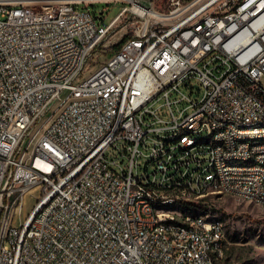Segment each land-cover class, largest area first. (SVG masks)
I'll list each match as a JSON object with an SVG mask.
<instances>
[{
  "label": "built area",
  "instance_id": "built-area-1",
  "mask_svg": "<svg viewBox=\"0 0 264 264\" xmlns=\"http://www.w3.org/2000/svg\"><path fill=\"white\" fill-rule=\"evenodd\" d=\"M110 1L0 0V264H185V247L196 249V264H236L219 261L227 245L219 225L191 218L175 232L183 247L171 249L148 232L171 229L162 227L170 211L142 203L133 212L132 198H179L157 197V189L219 183L264 200V169L218 166L219 157L264 161V146L247 148L254 133L220 127L222 118L264 117V0H167L162 10L136 1L105 26L88 8ZM127 21L133 34L81 80ZM120 71L135 81L125 84ZM181 126H191L181 143L152 139L154 130ZM199 130L231 147L187 149ZM144 150L152 160L140 174ZM209 163L215 177L184 175L185 166ZM72 172H80L76 183ZM159 174L165 186L156 185Z\"/></svg>",
  "mask_w": 264,
  "mask_h": 264
},
{
  "label": "bare ground",
  "instance_id": "bare-ground-1",
  "mask_svg": "<svg viewBox=\"0 0 264 264\" xmlns=\"http://www.w3.org/2000/svg\"><path fill=\"white\" fill-rule=\"evenodd\" d=\"M232 1V0H231ZM136 4V1L133 2ZM136 8V6H135ZM120 80H125V84H132L135 81V73L130 71H120ZM199 126H206V119H199ZM220 127H229L235 130L236 134H246L247 148H259L264 146V117L261 119H248L239 122L236 118L220 119ZM261 131V132H255ZM163 133V134H162ZM191 134V126H181L177 130L157 129L154 130V138L162 139L168 145H176L181 143L186 136ZM213 144L218 148L231 147V140L223 136H218L217 133H212L208 130H199L195 135L187 140V149H194L198 146ZM157 156L166 158L167 145H160L157 148ZM219 167L234 168V169H264V161L256 160V157H237L226 158L219 157ZM200 173L203 178H212L216 176V163H209L206 169H201V165H191L184 167V175H193ZM80 180V172H72L69 176V183H76ZM167 183V175L158 181L156 185L165 186ZM225 194L251 203L264 205V200H258L255 196H250L246 193H237V196L231 190H226V185L219 183L207 184L202 187L190 188L188 184L177 183L175 190L157 189V197H179L164 200L154 201V196H141L132 198L133 212L142 211V203H149L150 209H155V212H169V217L162 220V227L171 228L166 230H157V225H148V232L154 234L156 240H164L169 244L171 249H179L183 247V238L176 237L175 232H183L184 224H191V218L204 219L206 226H220V231L226 237V229L222 221L215 217H211L205 210L206 198L211 195ZM181 198V199H180ZM185 204H196L195 209L182 211ZM195 211V212H192ZM181 216V221L180 220ZM227 240V238H226ZM210 256L218 257V247H210ZM219 261H227L226 250L219 253ZM184 263L196 264V249L193 247L184 248Z\"/></svg>",
  "mask_w": 264,
  "mask_h": 264
},
{
  "label": "rangeland",
  "instance_id": "rangeland-1",
  "mask_svg": "<svg viewBox=\"0 0 264 264\" xmlns=\"http://www.w3.org/2000/svg\"><path fill=\"white\" fill-rule=\"evenodd\" d=\"M135 1L153 3L159 10H162L167 2V0H113L110 3L93 4L88 9L97 18L99 24L108 26L123 7H130L131 2ZM79 9H83V6H80ZM133 29L134 24L127 21L112 36L107 38L102 51L98 50L94 54L80 79L87 78L99 66L107 63L113 53L119 50L122 40L128 39L133 34ZM147 145L150 147L151 141ZM151 160L150 151L144 150V155L139 157L140 174L145 172V168L151 163ZM150 172H153L152 168H150ZM163 176L164 174H159L156 180L160 181ZM40 194V191H37L28 197L24 215L31 212L40 198ZM205 200L206 204L210 205L206 206L205 204L207 213L222 221L225 226L227 261L236 264H264V205L225 194L211 195ZM193 208L195 209L191 204H185L181 209L187 211L193 210Z\"/></svg>",
  "mask_w": 264,
  "mask_h": 264
},
{
  "label": "trees",
  "instance_id": "trees-1",
  "mask_svg": "<svg viewBox=\"0 0 264 264\" xmlns=\"http://www.w3.org/2000/svg\"><path fill=\"white\" fill-rule=\"evenodd\" d=\"M127 41V39L122 40V42L120 43L119 49L122 47V45ZM192 206H198L196 204H191Z\"/></svg>",
  "mask_w": 264,
  "mask_h": 264
},
{
  "label": "water",
  "instance_id": "water-1",
  "mask_svg": "<svg viewBox=\"0 0 264 264\" xmlns=\"http://www.w3.org/2000/svg\"><path fill=\"white\" fill-rule=\"evenodd\" d=\"M102 15V14H101ZM198 89V87H196Z\"/></svg>",
  "mask_w": 264,
  "mask_h": 264
},
{
  "label": "crops",
  "instance_id": "crops-1",
  "mask_svg": "<svg viewBox=\"0 0 264 264\" xmlns=\"http://www.w3.org/2000/svg\"><path fill=\"white\" fill-rule=\"evenodd\" d=\"M153 4V3H152Z\"/></svg>",
  "mask_w": 264,
  "mask_h": 264
}]
</instances>
